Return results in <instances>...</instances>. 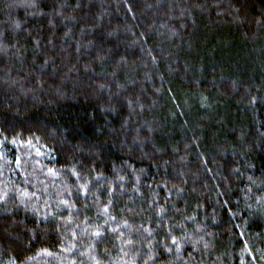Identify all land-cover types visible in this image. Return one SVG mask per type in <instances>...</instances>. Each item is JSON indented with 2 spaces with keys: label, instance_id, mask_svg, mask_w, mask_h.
<instances>
[{
  "label": "trees",
  "instance_id": "16d2710c",
  "mask_svg": "<svg viewBox=\"0 0 264 264\" xmlns=\"http://www.w3.org/2000/svg\"><path fill=\"white\" fill-rule=\"evenodd\" d=\"M0 264H264V0H0Z\"/></svg>",
  "mask_w": 264,
  "mask_h": 264
},
{
  "label": "snow or ice",
  "instance_id": "6c2138e0",
  "mask_svg": "<svg viewBox=\"0 0 264 264\" xmlns=\"http://www.w3.org/2000/svg\"><path fill=\"white\" fill-rule=\"evenodd\" d=\"M97 235H99V233H97ZM172 243H173V244H176L177 242H176L175 239H173ZM169 250H171V249H169Z\"/></svg>",
  "mask_w": 264,
  "mask_h": 264
}]
</instances>
